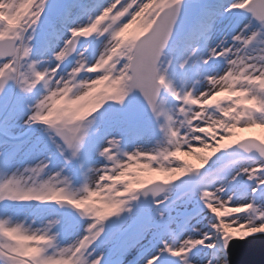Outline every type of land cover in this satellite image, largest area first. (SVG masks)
I'll use <instances>...</instances> for the list:
<instances>
[{
	"label": "snow or ice",
	"instance_id": "1",
	"mask_svg": "<svg viewBox=\"0 0 264 264\" xmlns=\"http://www.w3.org/2000/svg\"><path fill=\"white\" fill-rule=\"evenodd\" d=\"M262 28L264 0H0V264H230L264 223V137L236 135L264 130Z\"/></svg>",
	"mask_w": 264,
	"mask_h": 264
},
{
	"label": "clouds",
	"instance_id": "2",
	"mask_svg": "<svg viewBox=\"0 0 264 264\" xmlns=\"http://www.w3.org/2000/svg\"><path fill=\"white\" fill-rule=\"evenodd\" d=\"M252 0H247L248 4H251ZM250 11V10H249ZM249 37H251V33H249ZM248 51H252L253 54L255 56L258 57H264V28H262L260 35L256 36L254 40L251 41V43L248 46ZM243 70V66H241V68L236 69V71H241ZM257 70H264V59L258 60L257 61ZM83 89L80 88H76L75 92L76 93H80L83 92ZM96 174H90V183H95L96 182ZM169 188V185L166 184H161V183H156L153 184L151 186L148 187V189H146L144 192L140 193V195H145L147 197H151L153 195H156L157 197H163L167 195V190ZM240 212H247V209L245 208H241L239 209ZM262 211H264V209H262ZM245 223H249V222H253L256 223L257 227L255 229H247V233L249 235L253 234V233H257V234H264V223H260L259 220L255 217H250L245 215L243 217ZM0 221H8L9 227L14 226L16 223H23V220L20 218H16V217H0ZM45 227H49V225H45ZM51 229H52V234L55 235L56 240H59V232L56 231L59 227L58 223H52L51 224ZM241 235H243V233H241ZM224 236L225 237H229V238H236L233 235V230L231 229H225L224 230ZM15 244V241L11 240V239H7V238H0V248H3L5 251H7V249L10 246H13ZM221 264H228L227 261H221Z\"/></svg>",
	"mask_w": 264,
	"mask_h": 264
},
{
	"label": "rangeland",
	"instance_id": "3",
	"mask_svg": "<svg viewBox=\"0 0 264 264\" xmlns=\"http://www.w3.org/2000/svg\"><path fill=\"white\" fill-rule=\"evenodd\" d=\"M134 29H135V25L133 26V28H130L129 31H128V33L126 34L129 38L131 37L132 33L134 32ZM101 39H103V38H101ZM97 43H99V42H97ZM105 43H106V41H105ZM102 50H103V48H102ZM236 135L237 136L257 135V136L264 137V130L254 129V130H251L249 132H240V131H237ZM143 143L144 144H142L141 147H144V146H146V147H152L155 144V140L154 139H148V140H145ZM198 155H209V156H211L212 154L210 152H204V153H198L197 155H189V156L182 155L181 156V161L187 160L193 166L199 167L200 166V160L197 158ZM220 156H221V158L219 159L218 163H216L215 167H220L223 164L228 163L231 160H237V159H239V158H235L232 155V152L230 154H228V155L220 154ZM215 159L216 158H214V160ZM210 166H211V162H210ZM213 170H215V169H213ZM7 176H8V174L0 173V182H3L5 179H7ZM139 176H140L141 179H153V178H155L158 182L161 181V180H163L165 178L163 174L149 173V172H141V173H139ZM173 182H175V180ZM208 215L211 216V215H214V214L208 213ZM234 215H242V214H233V216ZM230 218L231 217H227V216L226 217H223V219H225V220H230ZM206 225H207V219L203 220L201 222V225H199V227L203 228L204 230H207L206 229ZM63 246H66V244H62L61 245V247H63Z\"/></svg>",
	"mask_w": 264,
	"mask_h": 264
},
{
	"label": "water",
	"instance_id": "4",
	"mask_svg": "<svg viewBox=\"0 0 264 264\" xmlns=\"http://www.w3.org/2000/svg\"><path fill=\"white\" fill-rule=\"evenodd\" d=\"M232 154L235 158L244 155L240 150H234ZM229 258L230 264H264V234L250 237L246 241H233L229 248Z\"/></svg>",
	"mask_w": 264,
	"mask_h": 264
},
{
	"label": "bare ground",
	"instance_id": "5",
	"mask_svg": "<svg viewBox=\"0 0 264 264\" xmlns=\"http://www.w3.org/2000/svg\"><path fill=\"white\" fill-rule=\"evenodd\" d=\"M102 48H103V46H101L100 51H103Z\"/></svg>",
	"mask_w": 264,
	"mask_h": 264
}]
</instances>
